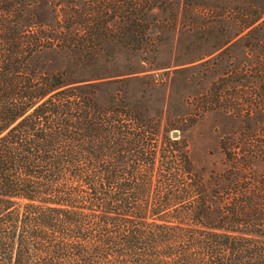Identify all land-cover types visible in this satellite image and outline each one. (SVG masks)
Segmentation results:
<instances>
[{
    "label": "trees",
    "instance_id": "16d2710c",
    "mask_svg": "<svg viewBox=\"0 0 264 264\" xmlns=\"http://www.w3.org/2000/svg\"><path fill=\"white\" fill-rule=\"evenodd\" d=\"M176 3L0 0V264H264V176L204 184L184 127L98 62L156 51Z\"/></svg>",
    "mask_w": 264,
    "mask_h": 264
},
{
    "label": "rangeland",
    "instance_id": "374dc122",
    "mask_svg": "<svg viewBox=\"0 0 264 264\" xmlns=\"http://www.w3.org/2000/svg\"><path fill=\"white\" fill-rule=\"evenodd\" d=\"M176 6V25L156 51L114 47L98 62L111 74L134 72L124 77L137 78L129 90L147 91L146 99L136 93L139 103L184 127L171 135L185 138L204 184L258 179L264 176V0H177ZM55 65L74 80L94 67L81 68L68 55L55 56ZM216 89L222 98H214Z\"/></svg>",
    "mask_w": 264,
    "mask_h": 264
}]
</instances>
